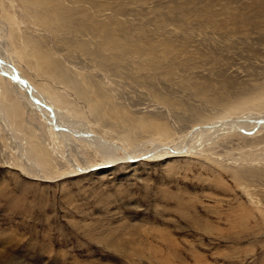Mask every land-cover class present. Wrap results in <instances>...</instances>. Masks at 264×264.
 <instances>
[{"label":"rangeland","instance_id":"1","mask_svg":"<svg viewBox=\"0 0 264 264\" xmlns=\"http://www.w3.org/2000/svg\"><path fill=\"white\" fill-rule=\"evenodd\" d=\"M0 17L23 75L125 150L264 98V0H0ZM240 133L41 179L0 132V264H264V132Z\"/></svg>","mask_w":264,"mask_h":264},{"label":"bare ground","instance_id":"2","mask_svg":"<svg viewBox=\"0 0 264 264\" xmlns=\"http://www.w3.org/2000/svg\"><path fill=\"white\" fill-rule=\"evenodd\" d=\"M8 35V24L0 17V132L9 140L6 146L14 153L16 164L34 177L46 179L44 173L57 164L67 165L69 172L87 171L93 167H106L117 160L167 157L168 150L172 153H200L205 143L234 130L252 136L264 132L263 98L254 104H244L230 113L231 116L224 114L221 118L202 123L185 133L178 144L166 146L162 142L145 139L133 148L127 146L125 150L119 143L104 140L92 130L85 118L68 115L58 105L55 106L52 95L42 92L27 79L14 62L16 59L11 54ZM120 149L124 150L123 155L118 154ZM91 152L106 158L99 164H90Z\"/></svg>","mask_w":264,"mask_h":264}]
</instances>
